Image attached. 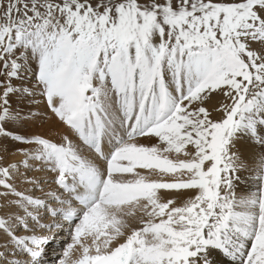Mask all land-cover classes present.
<instances>
[{
    "label": "snow or ice",
    "instance_id": "snow-or-ice-1",
    "mask_svg": "<svg viewBox=\"0 0 264 264\" xmlns=\"http://www.w3.org/2000/svg\"><path fill=\"white\" fill-rule=\"evenodd\" d=\"M13 98L47 134L6 128L37 116ZM242 135L264 145V0H0V138L22 156L0 148V264H43L64 230L59 264H264Z\"/></svg>",
    "mask_w": 264,
    "mask_h": 264
},
{
    "label": "bare ground",
    "instance_id": "bare-ground-1",
    "mask_svg": "<svg viewBox=\"0 0 264 264\" xmlns=\"http://www.w3.org/2000/svg\"><path fill=\"white\" fill-rule=\"evenodd\" d=\"M12 105L14 108L19 107L22 111H25V112L28 110L29 107H31L32 111L37 113V116L35 118L29 117V123L24 124V125H21L18 122L8 123L6 125V128L8 130L12 131L15 134H19L20 132H23L25 135H30L32 133H41V134H47L48 133L49 121L51 119V113L46 110L43 103H40L39 105H26V104H20L15 98H13ZM139 142L142 144L149 145V146L155 145L158 143V141L155 138H152L149 142V139L144 138V137L139 138ZM3 147H6L9 149V151L7 153L8 161L18 162V161L22 160V156L14 154L15 149L21 147V145L15 144V143L11 142L7 137H4V138H0V148H3ZM259 148L260 147L251 146L248 143H245L243 145L238 143V145H236V150H234V148H233L232 151H237V150L239 151L240 157L247 162L248 168L252 172L254 169L255 162L261 154ZM190 151H191V149H190ZM173 158H175V157H173ZM181 158H183V157H181ZM242 172H243V170H241L238 173L239 177H240V175L241 176L245 175L248 178L247 179L243 176L246 179V182H249V181L251 183L254 182L251 179H249V177L251 175H247L246 172H245V174H242ZM28 175L29 176L35 175L37 177L44 176L43 173H33V172H29ZM45 178H47V177H45ZM154 178L158 179V177H154ZM170 179H172V178L171 177H165V180H170ZM245 179H242V180H245ZM236 182H238V181H236ZM243 189L244 188L240 187L239 184H237V186H236L237 195L244 196V195L249 194L252 191V189H249V190L247 189L246 191H248V192L245 191L247 194H244L242 192ZM34 191H35V194L37 196L42 195V193L39 192L38 190L34 189ZM187 194L190 195L191 192L189 191ZM60 241H62V242H60ZM69 242H70V237L68 236V231L67 230L62 231L58 235L57 239L54 242H52L46 246L45 255L43 257V264H52L54 259H57V261L59 262V259L62 257L63 249L65 248L66 244ZM210 257L213 260V264H229L227 259L225 257H223V255L221 253H219L218 251H215V250L211 251Z\"/></svg>",
    "mask_w": 264,
    "mask_h": 264
},
{
    "label": "rangeland",
    "instance_id": "rangeland-1",
    "mask_svg": "<svg viewBox=\"0 0 264 264\" xmlns=\"http://www.w3.org/2000/svg\"><path fill=\"white\" fill-rule=\"evenodd\" d=\"M214 119H216L217 117H213ZM156 139V138H155ZM157 140V139H156ZM149 142H150V140H149ZM238 143H240L241 145H243V144H245V143H248L249 145H251V146H256V147H260L259 148V150H260V153L262 154V153H264V145H261V144H259V143H256V142H254L249 136H246V135H242L236 142H235V148H234V150H236V145H238ZM247 145V144H246ZM190 150V149H189ZM184 158V157H183ZM245 172H246V174L247 175H251V176H254L255 175V170L253 169V171L251 172V170H243V172H242V174H245ZM253 174V175H252ZM245 178H247L245 175H243ZM243 176H241L240 175V180L238 181V182H236V185L237 184H239V186L240 187H242V188H244L243 190H242V192L244 193V194H247L246 192H248V191H246L247 189L249 190V189H252V191H254L255 189H256V186H257V181H255L254 179H251L252 181H254V182H246V179L243 177ZM245 179V180H242V179ZM248 179V178H247ZM251 184V185H250ZM246 191V192H245ZM54 262V261H53ZM53 262H52V264H53Z\"/></svg>",
    "mask_w": 264,
    "mask_h": 264
}]
</instances>
